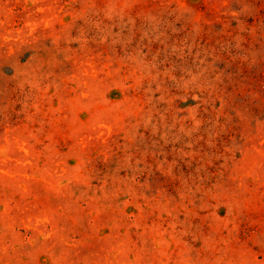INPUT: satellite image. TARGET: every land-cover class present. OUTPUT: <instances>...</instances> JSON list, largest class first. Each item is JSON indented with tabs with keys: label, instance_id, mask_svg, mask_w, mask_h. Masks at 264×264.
Here are the masks:
<instances>
[{
	"label": "rangeland",
	"instance_id": "rangeland-1",
	"mask_svg": "<svg viewBox=\"0 0 264 264\" xmlns=\"http://www.w3.org/2000/svg\"><path fill=\"white\" fill-rule=\"evenodd\" d=\"M0 264H264V0H0Z\"/></svg>",
	"mask_w": 264,
	"mask_h": 264
}]
</instances>
